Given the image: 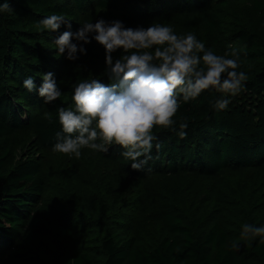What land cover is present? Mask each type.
Returning <instances> with one entry per match:
<instances>
[{"label":"trees","instance_id":"obj_1","mask_svg":"<svg viewBox=\"0 0 264 264\" xmlns=\"http://www.w3.org/2000/svg\"><path fill=\"white\" fill-rule=\"evenodd\" d=\"M8 2L13 11L0 14V264H264L261 238L241 236L246 223L264 225V0ZM51 14L72 31L98 18L170 24L217 54L235 48L249 79L225 111L213 109L215 92L182 103L174 118L187 122L186 137L154 128L161 148L140 170L119 146L59 157L57 109L72 105L80 80L110 81L95 42L75 62L57 54L53 41L65 29L37 28ZM46 72L63 93L48 104L23 87ZM93 163L110 177H92Z\"/></svg>","mask_w":264,"mask_h":264},{"label":"clouds","instance_id":"obj_2","mask_svg":"<svg viewBox=\"0 0 264 264\" xmlns=\"http://www.w3.org/2000/svg\"><path fill=\"white\" fill-rule=\"evenodd\" d=\"M12 11L8 0L0 3V14ZM61 27L65 30L53 41L57 54L75 62L95 42L104 50L110 81L80 80L73 86L72 105L57 109L60 131L55 134L54 151L77 158L83 148L107 154L119 146L121 157L133 170H140L152 150L161 148L154 128L186 137L187 122L174 118L182 103L205 91L215 92L219 97L213 109L225 111L249 79L235 48L228 46L222 55L217 54L192 33L178 35L170 24L132 28L119 19L98 18L72 31L73 25L62 14L47 15L37 23L38 29L49 33ZM118 51L123 55L114 59ZM23 87L29 93L35 91L45 104L63 95L52 72L43 73L39 85L27 76ZM241 236L260 237L264 243V225L246 223Z\"/></svg>","mask_w":264,"mask_h":264},{"label":"rangeland","instance_id":"obj_3","mask_svg":"<svg viewBox=\"0 0 264 264\" xmlns=\"http://www.w3.org/2000/svg\"><path fill=\"white\" fill-rule=\"evenodd\" d=\"M40 111V110H38ZM57 154L60 156H64L66 154L57 152ZM89 174L92 177H96L97 179H104L106 177H110L111 171L110 169H107L97 163H93V165L90 166Z\"/></svg>","mask_w":264,"mask_h":264}]
</instances>
